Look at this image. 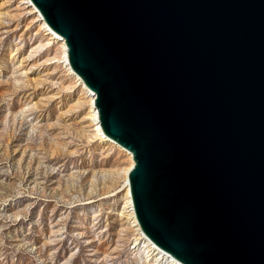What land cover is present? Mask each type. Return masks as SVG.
<instances>
[{
	"label": "water",
	"instance_id": "obj_1",
	"mask_svg": "<svg viewBox=\"0 0 264 264\" xmlns=\"http://www.w3.org/2000/svg\"><path fill=\"white\" fill-rule=\"evenodd\" d=\"M130 152L141 231L181 264H264V0H30Z\"/></svg>",
	"mask_w": 264,
	"mask_h": 264
},
{
	"label": "rangeland",
	"instance_id": "obj_2",
	"mask_svg": "<svg viewBox=\"0 0 264 264\" xmlns=\"http://www.w3.org/2000/svg\"><path fill=\"white\" fill-rule=\"evenodd\" d=\"M21 0H0V264H165L134 247L116 145Z\"/></svg>",
	"mask_w": 264,
	"mask_h": 264
},
{
	"label": "bare ground",
	"instance_id": "obj_3",
	"mask_svg": "<svg viewBox=\"0 0 264 264\" xmlns=\"http://www.w3.org/2000/svg\"><path fill=\"white\" fill-rule=\"evenodd\" d=\"M21 2L24 4L25 7L29 8L36 16L37 20L39 21V26L43 30V32L48 36V43H58L62 50V62L64 67L67 69L68 74L75 78L76 82L81 87V90L83 93L88 97V113L91 123L94 125V134L98 136L99 138L106 140L114 145H116L118 148L122 149L126 154L127 157L130 160V163L128 166H126L123 170L125 179L124 182V203L127 207V215L129 218L130 225L134 228L136 231L137 237L134 242V247H140L143 251H146L147 255L151 256L150 259L152 260H158V262H164L165 264H181L179 261H177L172 255L168 254L166 251L162 250L158 246H156L152 241L149 240V238L141 231L140 226L134 216L130 192H129V183L127 180V173L130 167L133 164V159L129 151L121 147L119 144L105 136L101 130V127L99 126L98 121V115H97V109L94 107V93L91 92L88 87L85 85V83L82 81V79L71 70L70 65L67 60V48L65 45V42L63 38H61L56 32H54L43 20L41 17L39 11L37 8L32 4L30 0H21Z\"/></svg>",
	"mask_w": 264,
	"mask_h": 264
}]
</instances>
